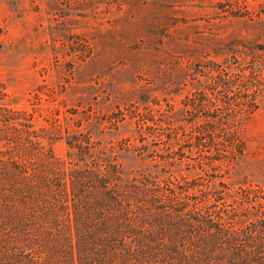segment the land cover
<instances>
[{
	"label": "trees",
	"instance_id": "obj_1",
	"mask_svg": "<svg viewBox=\"0 0 264 264\" xmlns=\"http://www.w3.org/2000/svg\"><path fill=\"white\" fill-rule=\"evenodd\" d=\"M260 52L198 69L203 90L148 159L157 174L125 177L82 134L59 159L56 120L36 126L0 84V264H264V186L206 175L245 154L239 124L257 110Z\"/></svg>",
	"mask_w": 264,
	"mask_h": 264
},
{
	"label": "rangeland",
	"instance_id": "obj_2",
	"mask_svg": "<svg viewBox=\"0 0 264 264\" xmlns=\"http://www.w3.org/2000/svg\"><path fill=\"white\" fill-rule=\"evenodd\" d=\"M261 48L264 0H0V84L11 102L36 126L56 120L59 159L69 136L86 135L125 177L159 173L148 159L203 90L198 69L259 59ZM255 102L239 124L245 154L220 174L207 169L213 180L264 186V74Z\"/></svg>",
	"mask_w": 264,
	"mask_h": 264
}]
</instances>
